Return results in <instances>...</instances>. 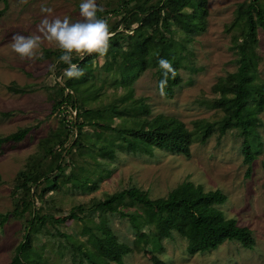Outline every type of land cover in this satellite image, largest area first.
Returning a JSON list of instances; mask_svg holds the SVG:
<instances>
[{
  "label": "rangeland",
  "instance_id": "374dc122",
  "mask_svg": "<svg viewBox=\"0 0 264 264\" xmlns=\"http://www.w3.org/2000/svg\"><path fill=\"white\" fill-rule=\"evenodd\" d=\"M164 0H150L144 10L157 11V16L170 20L174 15L164 7ZM248 0H205V29L187 44L189 62L187 69L179 70L181 83L174 89L172 98L160 94L155 77L156 69L150 67L141 73L130 86L135 99H141L149 109L148 119L158 115L173 116L182 121L188 129L192 122L199 119L214 121L221 113L210 104L216 98L212 87L220 77L236 71L235 56L230 49L231 35L226 28L234 18V12L240 3ZM116 0H96L103 10L115 5ZM82 0H8L0 3V136H7L19 129L28 128L29 133L19 143L0 147V214L8 215L7 221L0 226V264H14L13 257L17 246L22 242L25 227L31 213L40 210L42 215H52L54 219L68 217L73 208L88 203L92 198L102 199L106 194H113L131 187L147 193L150 198L165 197L171 191L176 196L188 197L197 186L207 191L218 190L226 196L223 205L217 208L226 219H233L240 227H247L252 232L254 246L244 249L239 243H223L217 250L209 253L190 255L187 241L176 232L166 235L156 230L160 240V250L149 253L142 249L151 229L144 228L136 235L127 218L118 214L106 215L107 225L120 243L133 250L123 258V264H153L152 254L161 264H264V106L257 113L255 128V160L250 166L244 163L242 151L243 137L239 128L230 129L220 136L215 131L205 143L194 142L190 146V157L180 154L154 150L145 155L127 148L129 140L115 141V159L108 160L97 156L90 158L89 145H80L79 141L95 140L107 143L106 137H115L113 132L82 126L70 137L74 148L68 159L75 165L68 164L65 174L79 179L88 178L97 186L92 191L73 188L70 184L57 183L44 197L36 200L22 217H14L15 179L25 169L29 156L38 150V142L59 128L60 119L71 120L76 113H67L55 108L59 100V82L54 72L49 71L50 60L36 58L21 60L12 52V37L15 34L32 35L37 33V26L46 16L48 19L67 16L70 22L81 21L79 5ZM186 0H171L170 8L184 5ZM49 7L51 15L42 13L41 8ZM187 17L193 19L190 10ZM139 16L131 20L130 25L137 26ZM120 18L112 17V21ZM258 43L252 60L256 65L257 76L262 81L260 90L264 92V30L258 29ZM58 51L55 46L45 42L40 51ZM91 73V82L96 86L110 82L111 66L102 58L86 67ZM127 77L126 73H122ZM83 77L71 79V84H78ZM8 87H15L24 92H13ZM80 93L76 94L78 105L92 101L94 96L87 92L88 82L78 85ZM115 89H104L110 95ZM102 91V92H104ZM120 94L123 89H117ZM90 120L109 126L107 119H98L93 114H82L80 122ZM119 120H115L117 124ZM137 128L138 124L131 123ZM251 140V139H250ZM83 143V142H82ZM123 145V146H122ZM128 145V144H127ZM82 153V156L80 155ZM32 191V190H31ZM26 191V194L31 192ZM139 213L143 209L134 208ZM81 216V215H80ZM148 216L155 226L160 218L155 211ZM93 221L98 223L97 214ZM83 224L77 219H68L64 224H46L32 238V248L41 264H88L78 255L63 236L85 241L81 234ZM139 240V243H136ZM115 264V263H112Z\"/></svg>",
  "mask_w": 264,
  "mask_h": 264
},
{
  "label": "trees",
  "instance_id": "16d2710c",
  "mask_svg": "<svg viewBox=\"0 0 264 264\" xmlns=\"http://www.w3.org/2000/svg\"><path fill=\"white\" fill-rule=\"evenodd\" d=\"M171 0H164L163 6L174 15L170 20L165 16L158 17L157 11L144 10L150 0H116L115 5L98 12V18L108 21L109 30L115 35L110 40L107 55L102 59L110 64L112 80L104 81L96 86L91 82V73L86 67L93 65L100 59L96 54L83 58L73 55L72 62L78 64L84 72L83 80L78 84L65 78L63 85L58 83L60 98L54 107L67 113H76V117L67 120L60 119V125L51 135L38 142V150L29 156L25 169L18 173L14 187V208L12 215L22 217L34 206L36 200L42 199L47 191L57 183L70 184L73 188L92 191L97 184L86 177L76 179L65 174L68 164L75 165L68 159L74 148L70 137L82 126L92 129L113 132L114 138L106 137L107 143L95 140L79 141L80 145H89L94 161L97 156L114 160L115 141L129 140L127 148L145 155H151L154 150L180 154L190 157V146L194 142L205 143L208 138L218 131L220 136L233 128H239L243 137L242 151L244 163L250 166L255 160V128L258 122L257 113L264 106V92L260 90L262 81L257 76L256 65L252 60L258 43V29L264 30V0H248L237 5L234 18L226 28L231 35L230 49L235 56L236 71L220 77L212 87L216 98L210 106L217 109L221 115L214 121L199 119L193 121L192 129L173 116L158 115L148 119L149 109L141 99H135L130 84L150 67H154L156 81L159 85L163 79V70L158 61L165 59L170 62L176 75L169 73L165 97L172 98L174 89L180 85L179 70L187 69L189 50L187 44L205 29V0H186L184 5L170 8ZM8 0H0L6 4ZM190 10L193 19L187 17ZM139 16L137 26L130 23ZM112 17L120 18L112 21ZM61 51H43V59L56 65V76H62L66 64L59 62ZM122 73H126L125 77ZM73 80V79H72ZM87 92L94 96L92 101L78 105L76 94L80 93L78 85L87 83ZM114 88L108 95L104 89ZM122 88L119 94L117 89ZM13 92H24L15 87H8ZM104 91V92H102ZM93 114L98 119H107L109 126L94 123L90 120L80 122L82 114ZM115 120H119L115 123ZM138 124L137 128L131 123ZM28 128L19 129L7 136H0V147L16 144L25 139ZM251 139V140H250ZM83 142V143H82ZM123 146V145H122ZM82 156V153H80ZM27 190H32L26 194ZM226 196L220 191L205 192L201 186L188 196H176L171 191L165 197L152 199L147 193L138 188L128 189L106 194L102 199L92 198L88 203L79 204L71 210L68 217L54 219L52 215H42L40 210L34 209L30 215L22 242L17 246L13 257L14 264H41L32 248V238L48 223L60 225L68 219H77L83 224L81 234L85 241H78L63 235L71 248L88 264H123V258L132 253L131 247L120 243L107 225L106 215L118 214L127 218L136 235L144 228L151 229V235L145 238V246L141 250L149 253L160 250V240L156 237V230H162L166 235L176 232L187 241V252L190 255L209 253L217 250L225 242H237L244 249L251 250L254 246L252 232L247 227H240L233 219H226L217 206L223 205ZM143 209L139 213L134 208ZM149 211H155L160 224L155 226L149 218ZM97 214L99 222L93 221ZM81 215V216H80ZM8 219V215L0 214V226ZM139 243V240H136ZM153 264H161L152 254Z\"/></svg>",
  "mask_w": 264,
  "mask_h": 264
},
{
  "label": "clouds",
  "instance_id": "9594fccd",
  "mask_svg": "<svg viewBox=\"0 0 264 264\" xmlns=\"http://www.w3.org/2000/svg\"><path fill=\"white\" fill-rule=\"evenodd\" d=\"M41 12L51 15L53 10L43 7ZM98 12H103V8L98 7L96 0H82L79 5L81 21L72 23L67 16L63 19L59 17L48 19L46 16L37 26L38 34L13 35L11 50L21 60H33L43 57L40 49L47 42L60 49L59 62L67 65L63 70V75L56 77L57 81L63 85L65 78L78 79L84 75V72L78 64L72 62L73 55L83 58L96 54L103 58L107 55L109 42L115 35L109 30L108 21L98 18ZM158 64L163 70V79L159 82L158 87L160 94L164 95L169 73L175 77L176 72L170 62L165 59H160ZM55 67L56 65H51L49 71L54 72Z\"/></svg>",
  "mask_w": 264,
  "mask_h": 264
}]
</instances>
